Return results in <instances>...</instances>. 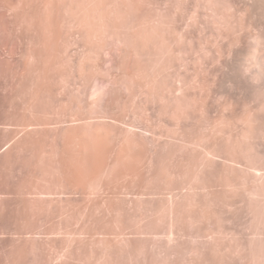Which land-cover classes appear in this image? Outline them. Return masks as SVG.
Segmentation results:
<instances>
[{
	"label": "rangeland",
	"instance_id": "1",
	"mask_svg": "<svg viewBox=\"0 0 264 264\" xmlns=\"http://www.w3.org/2000/svg\"><path fill=\"white\" fill-rule=\"evenodd\" d=\"M57 1L0 60V264H264V0Z\"/></svg>",
	"mask_w": 264,
	"mask_h": 264
},
{
	"label": "bare ground",
	"instance_id": "2",
	"mask_svg": "<svg viewBox=\"0 0 264 264\" xmlns=\"http://www.w3.org/2000/svg\"><path fill=\"white\" fill-rule=\"evenodd\" d=\"M60 2H59V4H60ZM59 4H58L57 0H0V60L1 59H4V61H6L5 59L14 60L15 58L17 59L19 57H22V60H23L24 57L21 56V55H23L22 54V48H23L22 46H23L24 40H25V39H23V37L25 34L29 33L30 36L32 35L31 37H33V38L29 37V41H31L30 38L33 39V41H31L32 50L29 49L30 50L29 55H28L29 58L26 57L27 59H25L21 63L23 65L20 66V68L22 67L21 71L23 73L25 71H30V72L34 71L35 72V71L40 70L39 68L41 66L38 68L39 63H41L40 56H42V54L45 53V52L42 53L43 48H42L41 40H43L42 38H43V36H45L43 34H45V33L47 34L46 38L49 39V41H51V43H53V41L55 40L56 27H57L56 24H58L57 22H59L56 20L57 18H59L56 16L58 14L57 11L59 8V6H58ZM44 21L46 22L45 27H44V23H45ZM44 29H46V32L44 31ZM27 36H29V35H27ZM54 43H55V41H54ZM53 50L55 51V47H54V49L52 48V51ZM47 54H48V52H47ZM15 70L18 71L19 69L17 68ZM41 70H42V68H41ZM126 71H128V69ZM41 72L42 71H40V73H39V71H38L37 73L41 74ZM20 74H21V72H20ZM26 74H28V73H26ZM126 74H127V72H126ZM128 74H130V73L128 72ZM37 76H39V75H37ZM116 100H118V99H116ZM113 101H114V98H113ZM100 135H102V134H99L97 136H100ZM97 136H95V137H97ZM100 138L101 137H99V139ZM91 140H93V138ZM90 141H88V142H90ZM81 145L83 147V145L85 146V143L81 144ZM89 145H90V143H89ZM92 146H87V147H88V149H92ZM84 149H82V150H84ZM84 154H86V153H84ZM81 155L83 156V154H81ZM81 155H79V156H81ZM91 160H90V162H91ZM85 161H86V159H85ZM92 161L94 162V160H92Z\"/></svg>",
	"mask_w": 264,
	"mask_h": 264
}]
</instances>
